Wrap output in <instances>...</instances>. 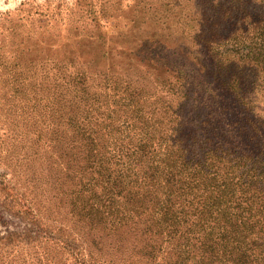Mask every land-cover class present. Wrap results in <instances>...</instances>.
<instances>
[{"label": "rangeland", "instance_id": "obj_1", "mask_svg": "<svg viewBox=\"0 0 264 264\" xmlns=\"http://www.w3.org/2000/svg\"><path fill=\"white\" fill-rule=\"evenodd\" d=\"M200 4L0 0V264H144L96 222L116 203L101 176L165 117L176 81L162 46L195 35ZM227 48L262 58L264 36Z\"/></svg>", "mask_w": 264, "mask_h": 264}, {"label": "trees", "instance_id": "obj_2", "mask_svg": "<svg viewBox=\"0 0 264 264\" xmlns=\"http://www.w3.org/2000/svg\"><path fill=\"white\" fill-rule=\"evenodd\" d=\"M198 1L195 35L162 46L176 81L165 117L101 176L115 211L95 219L144 264H264V57L227 48L264 36V0Z\"/></svg>", "mask_w": 264, "mask_h": 264}]
</instances>
